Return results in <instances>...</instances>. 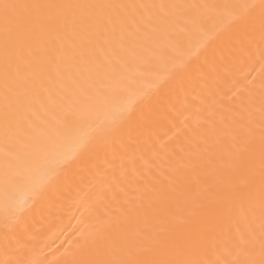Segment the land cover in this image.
Here are the masks:
<instances>
[{
    "label": "bare ground",
    "instance_id": "1",
    "mask_svg": "<svg viewBox=\"0 0 264 264\" xmlns=\"http://www.w3.org/2000/svg\"><path fill=\"white\" fill-rule=\"evenodd\" d=\"M2 3L0 264L258 261L264 0Z\"/></svg>",
    "mask_w": 264,
    "mask_h": 264
},
{
    "label": "snow or ice",
    "instance_id": "2",
    "mask_svg": "<svg viewBox=\"0 0 264 264\" xmlns=\"http://www.w3.org/2000/svg\"><path fill=\"white\" fill-rule=\"evenodd\" d=\"M41 5H25V4H12V3H2L0 4V11H2L4 24H5V34L7 37V34L9 32L10 25L14 20H18V10L20 9H35L40 8ZM245 8L249 6H244ZM9 180V177L5 176V181L7 182ZM216 264H219V262H216ZM232 264H239L238 261H233ZM245 264H264V236H262L261 243H260V259L254 260L249 259L245 262Z\"/></svg>",
    "mask_w": 264,
    "mask_h": 264
}]
</instances>
